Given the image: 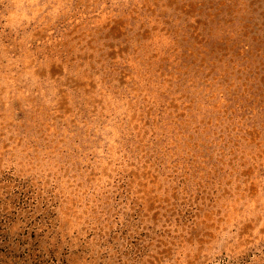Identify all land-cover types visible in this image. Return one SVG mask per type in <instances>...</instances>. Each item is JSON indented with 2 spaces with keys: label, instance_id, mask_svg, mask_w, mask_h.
Masks as SVG:
<instances>
[{
  "label": "rangeland",
  "instance_id": "1",
  "mask_svg": "<svg viewBox=\"0 0 264 264\" xmlns=\"http://www.w3.org/2000/svg\"><path fill=\"white\" fill-rule=\"evenodd\" d=\"M0 264H264V0H0Z\"/></svg>",
  "mask_w": 264,
  "mask_h": 264
}]
</instances>
